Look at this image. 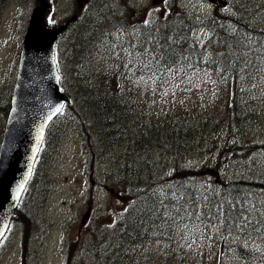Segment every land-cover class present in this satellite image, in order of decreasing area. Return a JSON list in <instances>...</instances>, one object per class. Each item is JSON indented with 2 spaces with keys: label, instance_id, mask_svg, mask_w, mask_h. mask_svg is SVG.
I'll use <instances>...</instances> for the list:
<instances>
[{
  "label": "trees",
  "instance_id": "16d2710c",
  "mask_svg": "<svg viewBox=\"0 0 264 264\" xmlns=\"http://www.w3.org/2000/svg\"><path fill=\"white\" fill-rule=\"evenodd\" d=\"M236 2L239 11L227 15L221 12L204 23L213 34L205 47L191 43L189 33L195 24L187 12L177 8L175 0L167 2L169 11L163 17L135 25L136 42H131L130 36L128 44L134 47L128 50L129 56L118 71L127 73V77L120 78L125 81L141 75L142 69L151 70L152 85L162 84L154 77L161 78V73L172 77L167 79L169 89L155 111L147 112L133 86L125 87L113 73L75 78V99L82 105L81 112L90 115L91 124L86 127L95 133L97 139L92 141L102 153L100 157L104 159L114 152L115 140L127 141L123 166L109 176L114 177L117 186L130 188V204L114 221L95 219L91 231L97 241L87 249L95 255L90 264H144L143 258L156 242L163 246L158 264H264V240L256 233L245 246L242 235L233 239L236 233L229 234L223 227L216 231L203 211L204 196H208V202L227 196L238 205L244 204L247 197L251 201L248 207L264 210V170L254 162L264 153V108L247 99L246 89L264 67V28H256L247 18L248 11L242 14V4ZM89 3L94 9L95 0ZM94 17L91 10L82 14L72 34L75 60H85L106 32L104 20L99 21V27L88 25L87 19ZM115 18L119 21L116 25H125V14L119 18L116 13ZM154 47L164 51L172 72L143 67L149 57L140 54ZM228 52L233 55L219 57ZM226 65L228 70L224 71ZM189 74L204 76L206 82L223 84L226 80L241 87L211 93L205 100L184 96L183 101L180 91L195 88L182 83ZM191 152L198 155L195 157L201 166L186 165L194 157ZM193 204L200 206L203 223L195 218ZM185 207L192 212L191 217L186 215ZM27 217L20 210L14 223L27 225ZM185 229L189 232L183 234ZM174 246L179 247L175 252Z\"/></svg>",
  "mask_w": 264,
  "mask_h": 264
},
{
  "label": "rangeland",
  "instance_id": "374dc122",
  "mask_svg": "<svg viewBox=\"0 0 264 264\" xmlns=\"http://www.w3.org/2000/svg\"><path fill=\"white\" fill-rule=\"evenodd\" d=\"M36 1L38 4V0H0V130L5 123L7 96L12 86L25 26L32 9L36 5ZM48 1L54 4L47 12L49 24H55L57 19L58 21L67 20L75 12L77 13V1L76 4H71L70 0ZM131 1L133 2L134 0H115L113 6L117 13L122 8L125 9L128 6V22L133 24L135 23L132 21L134 18L142 19L144 17V11H138L130 6L129 2ZM161 1L139 0L142 4H146V8H158L161 5ZM175 1L191 9L192 16L196 21L212 12L211 4L208 2L204 3L203 0ZM227 1L232 3V5L235 4L233 0ZM95 2H98V0H95ZM213 6L222 7L223 5L216 2ZM91 8L92 5L87 10L94 12L93 8ZM229 9L231 7L218 8L217 11H227ZM247 18L259 27L264 22V16L259 14L256 16L249 14ZM76 26L77 24L74 23L68 34H66V37L63 38L61 48V50L63 49L62 57L65 59L67 65L64 66L67 72L64 81L68 91H70L72 82H74L72 74H74L75 62H73L71 57L67 59L70 54H66V52L69 40H71ZM20 30L23 32H21L22 34ZM118 33L120 36H118ZM110 36L113 37L112 41L111 38L104 37L101 39L102 44L89 50L90 53H88L86 59L76 65V69L82 72L83 75L92 77L99 74L102 75L103 72H109L116 75L117 81H124V79L120 78L127 77V73L119 72L118 70L120 69L119 66L123 65L125 57L129 56L128 50L134 47H131L128 43L130 36L133 37V40L130 39L131 42H136V31H131L128 34H126V31L115 32L111 33ZM117 43H120L119 48L114 47ZM99 47L104 51L105 48L109 49V55L105 54V61L97 55ZM69 51H71L70 48ZM73 55H77L76 51H73ZM140 55L141 57L145 56L144 53ZM113 57L117 59L111 60ZM135 58L139 59V55H135ZM131 64L134 65L135 60ZM142 70L141 75L138 73L133 77L126 78L123 85L130 89L133 86L136 95L141 96L142 102L146 104L144 106L147 112H152L162 103L169 89L166 81L172 77L161 73V78H159L157 73H155L158 77H154L158 78L162 84L152 85L149 82L153 76L150 74L151 70ZM182 73L177 72V75H182ZM192 78L195 79L193 80ZM133 80L135 84L131 83ZM189 80L195 82H189ZM182 83L192 84L195 87L194 89L185 88L181 90L180 94L182 97L188 96V98L193 97L197 100H205L211 93L216 94L217 92L231 91L229 86H224L216 81L206 82L204 81V76L196 77L194 74L187 75ZM116 84L119 85L118 82ZM173 85H175V80L173 81ZM234 89L238 90L239 86L236 85ZM248 94L247 99L250 102H256L258 108H264V68L259 71V74L254 77L253 82L249 84ZM79 115L82 122L79 126L70 124L67 119L71 115L67 111L58 119V123L63 124V127H65V132L58 146V154L53 164L52 172L47 177L48 181L43 183L46 180L44 177L39 180L35 186V193L33 195L35 200L29 203V210L34 215V221L27 224V229L24 232L25 235L17 234L14 228L12 233L3 240L0 246V264H64L66 241L68 242V246H73L72 252L68 255L67 264H72L71 262L73 261L75 263V255L83 248V242L92 232L91 228L94 227L96 216L110 219V214L114 217L116 213L122 210L123 205L119 204L113 189L111 190L110 186H106L107 184L101 186L97 181L101 177H107L104 172L116 173L120 169L127 141L125 138H119L114 152L107 153L108 155L103 159L100 157L102 154L100 155L96 149V144L93 145L91 141L92 133L86 131L88 129L86 123L83 122L84 113L79 112ZM84 130L87 133V140L84 136ZM85 142L90 151L93 148L91 160L93 174L90 173V164L87 161L88 149L85 146ZM191 154L192 156H198L194 152H191ZM259 156H264V154ZM254 162L264 167V158L254 160ZM192 163L197 164L198 160ZM121 194L124 195L123 192ZM90 198L94 199L93 204L96 203V208H93V204H90ZM85 217L86 222L83 223ZM74 230H77L79 234V239L76 243L72 242L71 237H68ZM187 232L189 231L185 229L183 234ZM153 246L150 250L151 252H147L146 258H143L144 264H158L159 258L163 254V246L161 243L160 245L157 244V242ZM173 249L175 252L179 247L174 246ZM93 257L90 251L85 254V260L91 261Z\"/></svg>",
  "mask_w": 264,
  "mask_h": 264
},
{
  "label": "water",
  "instance_id": "95a60500",
  "mask_svg": "<svg viewBox=\"0 0 264 264\" xmlns=\"http://www.w3.org/2000/svg\"><path fill=\"white\" fill-rule=\"evenodd\" d=\"M41 1L23 47L21 72L0 152V238L29 179L45 127L66 100L54 63L55 42L66 26L46 29L42 21L47 4ZM43 79L47 80L48 91L40 90Z\"/></svg>",
  "mask_w": 264,
  "mask_h": 264
},
{
  "label": "snow or ice",
  "instance_id": "6c2138e0",
  "mask_svg": "<svg viewBox=\"0 0 264 264\" xmlns=\"http://www.w3.org/2000/svg\"><path fill=\"white\" fill-rule=\"evenodd\" d=\"M145 23H148V21H145ZM144 55L149 57V60L147 63L143 64V67L149 69L163 68L168 72L173 71L171 64L165 57L164 51L159 50L157 47H154L151 52L145 49ZM232 55V52L221 53L219 57H231ZM243 55L246 57L247 53ZM239 58L240 56L237 55L236 59L239 60ZM153 60L156 61L155 65L152 64ZM161 61H163V64L160 63ZM223 70L227 71L228 65H226ZM141 79H143V77H141ZM61 108H56L55 111L59 112ZM203 199L205 201L203 205L204 218L213 221L212 226L216 231H220L221 227H223L229 234L236 233L237 235L233 236V239H239L242 235L245 246L246 242L252 239L253 233L257 234V238L264 240V210L258 211L255 207H248L247 205L251 204V201H249L247 197L244 198L245 203L239 205L234 203L227 196L214 198L211 202H208V196H204ZM225 205H227V207H225ZM191 207L192 210L197 213L195 218L201 220V223H203L199 215L200 206L198 204H193ZM185 212L188 217L192 216V212H189L187 207H185ZM245 213H247V215Z\"/></svg>",
  "mask_w": 264,
  "mask_h": 264
},
{
  "label": "bare ground",
  "instance_id": "6f19581e",
  "mask_svg": "<svg viewBox=\"0 0 264 264\" xmlns=\"http://www.w3.org/2000/svg\"><path fill=\"white\" fill-rule=\"evenodd\" d=\"M234 1V5H232V3H229L228 7H231V9L228 10V12H236V10L239 11V8H237V2L236 0ZM240 4H242L240 6V11L242 14H245L244 11H248V14H250L251 12H256L259 15H263L264 16V9H261V2H263L264 0H237ZM114 2L115 0H98V2H95V6H94V14L96 17L94 18H88V25L92 28V27H99L101 20L106 21L107 23L104 25V30L106 32L102 33L100 35V40L103 39L104 37H108V38H113V37H109L110 33L114 28V26L119 22L115 17H116V9L114 8ZM260 2V3H259ZM255 13V14H256ZM254 14V13H253ZM115 15V16H114ZM251 26V25H249ZM102 29V28H100ZM148 29L151 30H156L154 27L149 26ZM224 29V28H223ZM251 31H253L252 29H250ZM255 32V31H253ZM190 36L192 38L191 43L193 45H196V30L194 28L190 29ZM157 40L160 38V34L157 33ZM120 44V43H119ZM119 44L117 43V45H114V47L119 48ZM109 49L105 48V51L99 47L97 50V55L102 58L103 61L106 60L105 58V54H108ZM112 59H117L116 57L111 58ZM101 61V60H100ZM109 72H104V75H107ZM118 140V139H117ZM115 140V141H117ZM83 147V146H82ZM264 154V153H263Z\"/></svg>",
  "mask_w": 264,
  "mask_h": 264
}]
</instances>
